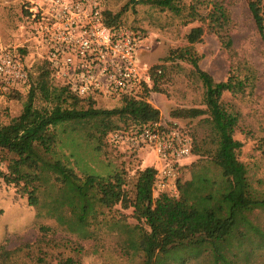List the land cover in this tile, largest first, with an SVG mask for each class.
Returning <instances> with one entry per match:
<instances>
[{"label":"rangeland","instance_id":"obj_1","mask_svg":"<svg viewBox=\"0 0 264 264\" xmlns=\"http://www.w3.org/2000/svg\"><path fill=\"white\" fill-rule=\"evenodd\" d=\"M26 1L0 0V52L8 50L18 54L29 73L27 85L16 89L0 85V129L14 125L30 85L34 87L40 73L37 52L26 50ZM100 1L102 13L114 15L126 7L116 26L140 31L143 35L139 58L149 69L151 80L157 81V90L148 93L147 102L159 111V121L183 133L190 140L192 150L200 149L198 154L191 151V156L177 169L175 184L197 176L221 180L211 154L205 152L213 147L206 122L208 115L196 118L176 115L178 111L206 109L201 81L190 61L179 57L180 52L189 49L198 59L199 68L215 82L225 81L230 74L245 80L243 93L225 92L222 102L229 112L238 115L233 133V139L242 144L237 152L238 160L247 166L252 186L264 194V24H255L248 8L252 0H216L230 17L222 33L224 38L216 36L205 25L199 40L193 44L188 43L187 35L191 29L201 26L198 21L185 22L183 15L150 4ZM259 1L264 7V0ZM207 11L201 8L202 14ZM227 37L231 43L229 48L223 43ZM49 83L60 86L51 75ZM119 105L117 99L96 97L95 108L112 109ZM49 106L36 92L33 109ZM116 124L123 125L117 120ZM55 133V157L66 162L78 177L88 174L108 177L120 173L129 195L136 172L146 166H157L148 149L133 153L125 148L113 149L97 137L89 138L81 125L65 123ZM5 165H1L3 171H6ZM38 185V203L32 206L22 184L0 183V248L15 251L12 264H55L66 257H78L80 264H141V256L130 247L129 233L135 225L144 226L131 216V209L125 210L120 204L112 209L95 206L87 224L78 227L69 208L70 196L55 177L46 174ZM248 217L264 233V210H254ZM240 242L230 257L232 264H264V236L249 232ZM40 252L43 255L39 256ZM160 257L163 264H213L209 251L203 247L184 246Z\"/></svg>","mask_w":264,"mask_h":264},{"label":"trees","instance_id":"obj_2","mask_svg":"<svg viewBox=\"0 0 264 264\" xmlns=\"http://www.w3.org/2000/svg\"><path fill=\"white\" fill-rule=\"evenodd\" d=\"M150 4L161 10L183 15L185 22L198 21L201 26L190 30L187 41L199 40L206 25L219 38L228 26L227 9L216 0H130ZM207 13H201V8ZM252 18L257 25L264 24V7L259 0L248 3ZM103 12L108 27H118L117 21L125 12ZM230 47L227 37L223 40ZM21 52H23L21 50ZM181 59L190 61L197 78L203 86L205 110L189 109L176 115L196 118L207 114L210 126L212 162L220 170L221 180L212 181L205 176L177 183L176 197L160 193L153 197L156 170L145 167L136 172L132 193L125 190L120 173L103 177L88 174L78 177L71 167L56 158L57 135L55 129L65 123L81 125L89 138L106 141L107 135L115 131H133L143 125L159 121L160 113L147 102V95L155 91V78L150 87L144 86L140 93L117 99L120 105L112 109L95 108L96 98L78 97L67 86L53 87L49 83L52 70L41 61L40 73L34 87L28 90L27 100L14 125L0 129V183L22 184L28 195V203H38L39 183L46 174L53 175L70 196L69 208L76 226L84 227L95 210V206L112 209L120 204L131 209V216L142 226L135 225L129 233L130 247L141 256V264H163L160 256L178 251L181 247H203L207 249L213 264H232L233 249L249 232L264 236L249 219L254 210H264V194L256 190L249 179V170L238 160L237 152L242 144L233 139L238 115L229 112L222 95L243 93L246 82L230 74L225 81L215 82L198 66V59L189 49L179 53ZM36 92L49 107L33 109ZM116 120L122 122L119 127ZM113 146V145H109ZM117 146H113L115 149ZM118 148V147H117ZM193 153L200 149L194 147ZM6 163L3 171L1 165ZM43 232L45 229H41ZM15 251L0 248V264H12ZM39 256L43 253H39ZM230 259V260H229ZM78 257L58 259L55 264H80Z\"/></svg>","mask_w":264,"mask_h":264},{"label":"built area","instance_id":"obj_3","mask_svg":"<svg viewBox=\"0 0 264 264\" xmlns=\"http://www.w3.org/2000/svg\"><path fill=\"white\" fill-rule=\"evenodd\" d=\"M26 2V50L36 51L48 63L53 78L73 94L118 99L150 87L149 69L139 58L142 33L108 27L100 0ZM28 81L22 58L1 51L0 85L16 89ZM106 141L129 153L148 149L157 162L153 197L178 195L176 171L191 156L190 140L178 129L157 121L129 132H112Z\"/></svg>","mask_w":264,"mask_h":264},{"label":"crops","instance_id":"obj_4","mask_svg":"<svg viewBox=\"0 0 264 264\" xmlns=\"http://www.w3.org/2000/svg\"><path fill=\"white\" fill-rule=\"evenodd\" d=\"M151 155H152V154H151ZM149 156H150V155H149ZM153 156H154V155H153ZM153 159H154V160H153ZM153 159H152L153 163H156V164H157V162L155 161V158H153ZM153 163H152V164H153ZM155 166H156V165H155ZM146 167H147V166H146ZM143 168H145V167H143Z\"/></svg>","mask_w":264,"mask_h":264}]
</instances>
